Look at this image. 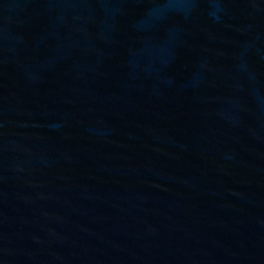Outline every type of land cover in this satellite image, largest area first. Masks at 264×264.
Segmentation results:
<instances>
[{"label":"water","instance_id":"obj_1","mask_svg":"<svg viewBox=\"0 0 264 264\" xmlns=\"http://www.w3.org/2000/svg\"><path fill=\"white\" fill-rule=\"evenodd\" d=\"M0 264H264V0H0Z\"/></svg>","mask_w":264,"mask_h":264}]
</instances>
